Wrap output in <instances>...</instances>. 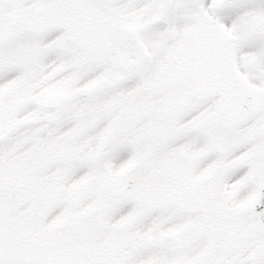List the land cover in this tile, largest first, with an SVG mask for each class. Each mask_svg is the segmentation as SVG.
<instances>
[{
    "label": "flooded vegetation",
    "instance_id": "obj_1",
    "mask_svg": "<svg viewBox=\"0 0 264 264\" xmlns=\"http://www.w3.org/2000/svg\"><path fill=\"white\" fill-rule=\"evenodd\" d=\"M236 1L231 0L227 6L232 8ZM171 3L172 19L163 26V30L169 31L171 35L168 41L171 47L163 48L165 52L158 56H164L178 73L170 81L162 83L161 78L153 76L155 81L151 82L153 88L156 86L152 83L161 87L157 91L153 90L154 94L161 91L158 103L163 114L179 107L184 108L187 104L190 105L188 109H192L197 103L207 101V110L211 112V99L215 98L219 102L220 129L224 137L232 144L243 134L254 138L251 146L254 164L251 162L249 174L243 177V181H235L237 185L229 192L232 194L231 199L238 200V205L233 207H227V201L216 203L221 190L215 189L214 178L207 175L210 172L201 173L197 179V176L190 180L186 177L183 183L185 187L181 191L175 189L177 181L173 183L174 190L171 191L164 190L162 181L156 183L155 191H146L147 174L136 170L129 176L134 181L133 188L114 201L116 206L132 201L135 204L132 209L117 213L118 208L114 207L102 214L105 202L102 201L101 193L93 202L81 199V210L76 222L77 240L80 251L86 252V255L79 256L91 259L92 264H264V233L259 226L260 217L249 207L254 188L264 182L263 59L253 52L242 51L246 38L234 35L230 28L221 25L196 0H172ZM60 8L58 0H0V61L15 51L19 40H23L28 47L31 41L58 26L45 27L44 24L54 15L61 21ZM255 28L258 35L264 36V16L257 17ZM253 33L249 31L248 34ZM174 56L176 64L170 59ZM142 70L143 67L139 72ZM163 71L170 74L168 69ZM61 72H56L55 77ZM24 74H27V70ZM70 75L68 84L74 87L80 83L78 73L70 72ZM112 80L120 83L121 76L116 74ZM102 81L105 83V80H101L95 85L89 100L78 107L77 115L71 111L72 115L82 118L84 122L81 111L91 110V107L111 108L110 111L120 109L121 113L127 112L132 116L142 110L147 111L145 81L141 79L120 101L116 100L117 94L110 97L96 92L98 87H102ZM235 87H244L249 98H252L251 102L244 105L246 109L233 96ZM58 95L61 93L52 94L51 91L43 102L38 100L41 95H33L31 102H39L52 109L55 115L58 107H66L59 104L66 97H72L62 95L59 104L54 106L46 103L45 100L53 96L60 98ZM48 120L55 121L54 118H47L44 123H48ZM77 123L73 135L77 134L80 126L78 119ZM212 123L208 121L205 126H212ZM51 124L50 121L51 131L44 128L45 131L41 132H44L45 138L49 134H59L54 122ZM35 128L27 130L29 140L24 141L23 147L30 141L33 148L39 149L46 141L33 140L31 136L35 135ZM171 162L175 173L179 174V164L185 169L193 163V168L198 157L196 154L185 155V158L180 155L179 161L175 162L172 156H168L164 166L170 168ZM209 177L213 179L207 187ZM107 195L105 199L115 196Z\"/></svg>",
    "mask_w": 264,
    "mask_h": 264
},
{
    "label": "rangeland",
    "instance_id": "obj_2",
    "mask_svg": "<svg viewBox=\"0 0 264 264\" xmlns=\"http://www.w3.org/2000/svg\"><path fill=\"white\" fill-rule=\"evenodd\" d=\"M121 1L122 0H58L59 5H61V21L64 26H67L69 31L67 35L65 34V36H62L63 38L56 45L59 47H66L68 45V49L62 48L60 50H63L67 54H65L66 56L64 55V57L65 59H69L68 61H70V64L75 63L77 66L71 71L70 69L64 71V74L73 72L78 73V78L87 76L89 78L85 80L83 86L93 87L96 79L103 73V71H105L109 75L107 76L105 83L102 81V87H98L96 92H99L102 95H109L110 97L117 94V101L122 100V96H125L126 93L130 92L132 87L128 86L124 89L122 88V93L117 89L119 87L117 84L113 85V89L115 90L111 89L113 81L109 87L106 83L111 78L113 79V76L115 79L116 74L121 76V81L125 80L129 73L134 69L132 64L137 62L138 59H141V55L144 54L142 50L148 49L147 52L150 55L149 58L147 57L148 62L145 63L144 67V63H142L143 70L140 72L142 81L147 83L146 104L148 110L142 113L139 112L136 116H132L127 112H122L124 117L125 115H128L127 117L129 120L124 122L126 119L120 117L113 130L115 136L124 132L130 133L123 143L133 145L137 152L138 163H136L130 171H125L127 168H121L111 172L109 164L105 161V159L102 156H97L98 154H101V151L105 148L104 144H101L91 152V155L93 156L90 159L82 158V156H85L83 154L86 152V148L88 147L84 149L85 151L83 150L81 152V150L85 146H89V144L86 143L89 139L83 138V133L77 137L78 141L74 147L66 149L61 143V136L55 138L54 135L49 134V136L45 138L43 135L44 132L41 134L42 131L47 129L51 131L52 128L50 127V121L53 124L54 120H48V123H44L43 125L35 128L33 131L35 132V135L31 136L33 140L40 142L45 139L46 141L44 144L40 143L42 144L41 148L37 149V147H35L29 156L23 155L15 157L19 155V152L17 153V151L22 145L21 142L17 143L16 140H12L13 138L3 141L6 136H1L0 201L2 198L3 201L0 204V264H92L91 259L79 256V254H82L83 256L86 255V252L80 251V246H78L79 244L77 243V226L73 225L71 222L76 221L79 216L78 211L76 212V210L79 202L78 199H80L78 198L80 196V192L86 190L87 186L95 177L103 176L100 178L104 181V196L108 191H110V189H106V187H112V191L114 193L115 186L117 196H121L119 194V189L127 177L131 176L130 173L136 166L139 170L144 171L147 174V184L145 187L146 191H155L157 187L156 183L159 181L163 182L164 190L166 191L174 190L173 183L175 181H177L175 189L181 191L185 187L183 186V183L186 180L185 178L187 177L191 166L183 169L179 164L178 168L181 172L179 174L175 173L173 162H171V167L167 168L164 166L166 163V156H172L175 162H178L180 158H178L177 155H174V150H170L168 153L164 152V148L172 138L179 134V131L175 128L174 123L176 119L190 107V105L187 104L184 108L179 107L167 114H163V111L160 110L158 101H153L150 98L151 95L155 96V94H152L154 90L157 91L161 88L158 87L160 85H156L154 83L152 84L156 87H152L151 82L155 81L152 79L153 76L161 78V82L164 83L174 79L175 75L178 73L174 67L169 65L164 56L160 57L157 55L158 53L156 50L158 49L159 53H163L165 52L163 48L167 49L171 47L168 43L171 35L168 31L163 30V21H168L169 19L171 21L172 19L171 16L166 19L164 18V15H167L172 10V5L170 4L171 1L162 0L160 2L161 6L165 10L164 15H162L163 9L160 8L158 0H155L157 9L160 10L158 15L160 23L155 29L149 30L148 32H141L139 25L134 26L136 17L126 15L128 7L126 5H119ZM102 11L106 13V16L102 21L98 22L94 19V15L99 14ZM61 21L54 15L49 22L44 24V26L48 27L51 25H60ZM170 31L172 32L171 29ZM143 33H146L149 36H145ZM136 38L137 40H135ZM134 40L135 42H133ZM108 42H111L118 47V55L116 56L117 59H107L101 55L99 47ZM67 50L71 52L69 53ZM43 53L44 50H40L38 48L29 49L23 40H19L17 46L15 45V51L6 55V57L0 61V71L13 68H22L24 72L27 70V74H23L22 76V69H20L21 77H24L25 75L22 81L20 80L22 78L19 76L20 78L18 77L19 80L17 79L16 83L13 84V80H9L5 81L1 86L0 135L4 134V131L1 130L9 129L13 126L10 123L11 115L32 101V93L29 90V84L32 82L36 74L35 62ZM170 59L172 60V63L174 62V64H176L177 60L175 56ZM70 64L68 63L63 69L67 68ZM56 65L57 63H55V65L53 64L51 67ZM163 69H168L170 74H166ZM138 78L139 77L137 75V79ZM140 82V79L137 80L135 85L137 86ZM55 85L59 86L60 91L63 89L66 90L65 97L67 95H72V97H66L64 100L65 103L62 101L59 104L62 95H58L59 97L61 96L60 98L53 96L46 99V103L49 106L57 104L65 106L70 105L69 110L72 112L75 111L77 115L76 111L79 110L78 107L81 105L82 101H85L86 99L88 100L89 96L82 95L83 91L81 90V87H78L77 85L74 87L69 86L68 88V85L63 83L62 80H58V83ZM49 88L53 90L55 86H50ZM82 89H85V87ZM47 94L48 92H45L43 95L39 96L38 100L43 102L44 97H46ZM110 109L111 108L92 109V107L91 110L82 109L81 113L85 116L86 121L82 122V118H77L79 125L80 121L82 122L78 127L77 134L83 132L88 127H91L100 118L107 115L110 112ZM219 109V102L213 98L212 111H207L202 117L193 121L192 125L195 129V125H202L203 122L206 123L211 121V119L217 123H212L213 128L208 130L209 136H207L205 132L204 134L206 135L208 142L210 144L212 142L211 147L213 151L221 155L230 150L231 142L225 141L224 137L221 136V115ZM115 113H118V111ZM141 120H144V123L140 124ZM44 128L45 130H43ZM75 130L76 129H70L66 132L65 137L68 136L66 137L68 143L71 139H74L73 134ZM29 131H32V129ZM111 131L112 128L109 132L111 133ZM201 132L203 133V131ZM7 133L8 131L5 132V134ZM107 135L108 131L99 137L104 140ZM244 136L249 138V135H243L240 137V140ZM109 137L110 135L108 136L107 141L109 140ZM26 138L27 137L24 139ZM252 139L254 138L252 137ZM182 151L183 150L180 149L177 153ZM252 153L253 151L248 153L245 158L246 162L253 163L251 160ZM78 154V158L75 159L74 157H77ZM31 157L34 158V162L32 163H30ZM73 160L79 162L87 161L90 163V165L86 166L88 174L82 180L72 177L71 179H68L69 182L66 184V180L68 178L67 175L71 174L67 167ZM56 161L62 162L57 163L58 168L56 171L50 174L46 173L47 178L44 183H42L43 181L33 183V178L30 177V175L34 173V170H31L30 167L39 168L42 172L46 166L55 163ZM101 164L106 166V170L108 172L107 175L100 174L99 165ZM103 165L100 167L102 173L105 174L106 170ZM226 169V167H221L218 163L213 164L210 168V173L207 175L214 178L213 184L215 189L221 190L220 183ZM124 171L125 173H123ZM24 177L25 180L23 179ZM210 177L207 178V187L213 179ZM18 178H21V180H18ZM197 178L198 176L196 179ZM235 185L237 184L232 182L229 185L227 192L221 190L220 195L216 197V203L227 201V207L238 205V200L231 199L232 194L229 193ZM27 187L30 189L32 188V190L34 187L36 189L34 191L36 196L33 193L31 194L32 191L26 193L23 192ZM95 187L98 186L94 183L91 188ZM99 188H102L101 184L99 185ZM55 194L58 195L56 199L59 198V200H61V206L63 209L62 212L57 215L55 214L56 216L54 217H57V219H55L56 221L52 224H42L40 222L41 219L38 224L36 222V218L42 215L46 208V203L52 200V196ZM82 194L86 193L82 192ZM132 197L135 198V196ZM37 198L38 201L32 205L33 201ZM103 200H105V197L102 201ZM22 205H28L25 213H22V210H19V207ZM16 222H18V228L23 229V231H20V234L16 231ZM59 229H66V233H59ZM34 238L36 242H31V239L34 240ZM27 240L30 242H27ZM64 242L66 244H64Z\"/></svg>",
    "mask_w": 264,
    "mask_h": 264
},
{
    "label": "bare ground",
    "instance_id": "obj_3",
    "mask_svg": "<svg viewBox=\"0 0 264 264\" xmlns=\"http://www.w3.org/2000/svg\"><path fill=\"white\" fill-rule=\"evenodd\" d=\"M202 8L209 13L212 17H216L219 23L223 26H227L232 30V33L236 36H244L246 38L242 51L253 52L259 55L263 59L264 66V36L258 35V30L255 28L254 23L260 14H264V0H237L236 4L230 8L227 6L231 0H197ZM119 5H126V15L130 17H136L134 26L141 28V31H149L154 29L158 23V10L156 8L155 0H122ZM253 34L249 35L248 33ZM62 30H51L44 34L42 45L52 46L60 38ZM63 54L57 50H50L43 55L39 63L38 68H43L38 75V80L32 85V88H41L39 94L48 86V83L52 81V76L60 70V66L64 65ZM57 63V67L51 69L50 67ZM19 69H10L0 73V89L5 81L14 80L17 78ZM88 78V77H86ZM85 78V80H86ZM136 80L134 75L125 79L123 88L133 86ZM81 86V85H80ZM90 89H85L82 94L89 93ZM206 104L199 105L194 109L183 113L176 121V128L181 129L180 133L168 142L165 149L172 148H184V150L194 151L199 155V161L194 169L195 174L202 173L207 170L213 164L218 163L221 167H232L224 176L221 182V187L227 190L231 181H243V177L248 172L247 164L242 162L243 153L249 149L250 143L248 141L240 144L239 146L229 150L228 152L219 155L215 153L206 137L199 131H196L191 122L200 115L199 113L204 111ZM69 106L58 107L56 114L54 111L46 106H43L39 102H34L27 107L21 109L15 114L16 126L11 129L7 134L0 135L5 137L4 139L13 138L15 136L24 139L29 132L27 130L31 127H37L47 121V118H54V127L59 129V133H63L68 129H71L74 125V119L72 118V112L69 110ZM110 122V116H107L97 122L94 126L85 132L86 137L92 138V141L84 153L86 156L82 158L89 159L88 153H91L96 145L101 143L100 135L105 132V128ZM56 134L55 136H57ZM97 136V137H96ZM106 161L109 164L111 171L126 168L132 164L135 160L134 150L131 145H124L121 147H115L106 155ZM79 161L70 162L68 168L73 169L72 176H76L79 180L84 178L87 174L86 167L80 166ZM80 166V167H79ZM56 164H52L45 169V173L49 174L54 171ZM117 172V171H116ZM71 177V176H70ZM70 179V178H69ZM69 182L67 180L66 184ZM251 191V189H250ZM61 200L56 203L57 208L51 210L46 214L42 220L43 224H52L55 221V214L61 209ZM135 204L132 201L119 205L118 212L132 209ZM54 217V218H53ZM59 233L65 234L66 229H59Z\"/></svg>",
    "mask_w": 264,
    "mask_h": 264
},
{
    "label": "water",
    "instance_id": "obj_4",
    "mask_svg": "<svg viewBox=\"0 0 264 264\" xmlns=\"http://www.w3.org/2000/svg\"><path fill=\"white\" fill-rule=\"evenodd\" d=\"M103 15L98 16L101 18ZM103 53L107 56H114L116 48L112 44H108L103 48ZM131 187V182H127L122 191L125 192ZM250 207L255 209V214L261 218L260 228L264 232V183L259 186L256 195L254 196Z\"/></svg>",
    "mask_w": 264,
    "mask_h": 264
}]
</instances>
